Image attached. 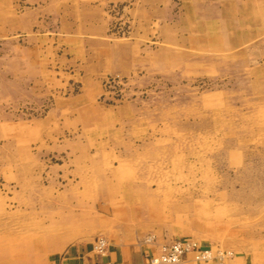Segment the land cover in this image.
<instances>
[{"label":"rangeland","instance_id":"obj_1","mask_svg":"<svg viewBox=\"0 0 264 264\" xmlns=\"http://www.w3.org/2000/svg\"><path fill=\"white\" fill-rule=\"evenodd\" d=\"M50 4L0 39V264L115 236L264 264V0Z\"/></svg>","mask_w":264,"mask_h":264},{"label":"crops","instance_id":"obj_2","mask_svg":"<svg viewBox=\"0 0 264 264\" xmlns=\"http://www.w3.org/2000/svg\"><path fill=\"white\" fill-rule=\"evenodd\" d=\"M18 0H0V39L8 36V30L11 31H17L21 30L20 27L23 29H29L30 27H33L35 29V26L42 25V22L45 23L44 25H54L55 21L58 22V18L56 19L55 9H53V6L49 2L52 0H27L30 4H35L34 7L28 8V10L25 12L23 11L22 15L19 19H17V23L20 25L15 28L8 29V9L13 8L15 3ZM32 1H37V3H34ZM40 2H44V9L40 5ZM53 3V2H52ZM48 8L49 11H45V8ZM50 13V18L43 20L44 17L41 19L40 17L43 15V12ZM100 13V11H97ZM75 12H68L65 11L62 13V15H68L71 16V14H74ZM93 14H98L92 13ZM55 15V16H54ZM60 16V15H59ZM27 19V20H26ZM67 24V26L71 25L68 21L64 22ZM100 27V26H98ZM101 28V27H100ZM70 34H72L71 31H69ZM38 38V37H37ZM37 38H34L30 41L31 44L37 42ZM95 37L94 35L91 37V45L94 49V55L97 54L98 50H96V43H95ZM36 39V40H35ZM102 39V38H101ZM90 42V41H89ZM99 45H105V41L101 40ZM16 47L13 46V50ZM22 50V56L17 58V60L21 62V64L28 63L26 61L27 59L24 56V53L26 52L24 49ZM36 52V50H34ZM102 57H99L98 60L100 62L98 65L95 66L96 69H94L93 65L88 69L94 70L93 72H96L95 70L101 72H106L108 68L114 67V64L111 63V61H116L121 58V53H116L112 51L111 45L104 48L103 51H101ZM112 55V56H111ZM105 57V58H104ZM110 62V63H109ZM117 65V63H116ZM115 68H113L114 70ZM129 237H121V236H115L111 240L108 239L109 243V249L105 255H99L95 249V240L91 239L88 242L85 243H72L69 244L67 247L58 249L60 251L58 254H55L54 256H51L47 259L45 264H144L146 254L149 252H152V247H149L148 245L140 244V243H133L131 240H127ZM58 244H61L60 241H58ZM187 264H193V263H187Z\"/></svg>","mask_w":264,"mask_h":264},{"label":"built area","instance_id":"obj_3","mask_svg":"<svg viewBox=\"0 0 264 264\" xmlns=\"http://www.w3.org/2000/svg\"><path fill=\"white\" fill-rule=\"evenodd\" d=\"M94 249L99 255H105L109 249L107 239L97 238ZM223 256L222 253L217 255L213 248L202 247L194 241L174 239L159 249L147 253L144 264H181L191 260L198 264H215L214 261H220Z\"/></svg>","mask_w":264,"mask_h":264}]
</instances>
